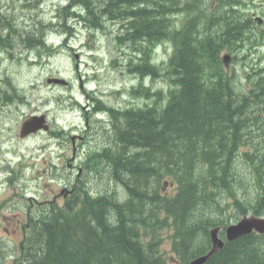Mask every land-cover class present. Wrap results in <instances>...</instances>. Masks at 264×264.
Returning a JSON list of instances; mask_svg holds the SVG:
<instances>
[{"label": "trees", "instance_id": "obj_1", "mask_svg": "<svg viewBox=\"0 0 264 264\" xmlns=\"http://www.w3.org/2000/svg\"><path fill=\"white\" fill-rule=\"evenodd\" d=\"M26 1L32 8L41 0ZM250 1L57 0L58 27L72 31L71 15L90 31L113 23L115 43L132 51L127 71L164 85L141 81L129 94L142 105L109 108L104 141L79 154L54 197L25 200L14 184L21 163L9 168L22 235L7 244L0 237V264H189L209 251L211 228L230 223L222 213L230 205L236 217L264 216V61L248 60L264 47V24L249 13ZM45 27L15 28L0 11V45L15 40L44 53L53 49ZM160 42L172 53L156 64ZM5 82L0 97L12 101L18 88ZM205 264H264V233L226 241Z\"/></svg>", "mask_w": 264, "mask_h": 264}, {"label": "rangeland", "instance_id": "obj_2", "mask_svg": "<svg viewBox=\"0 0 264 264\" xmlns=\"http://www.w3.org/2000/svg\"><path fill=\"white\" fill-rule=\"evenodd\" d=\"M26 2L0 0V11L13 17L15 28L29 30L35 25H46V34L61 35L60 38H54L57 44L69 38L72 48L58 47L51 56L45 53L43 56H36L37 50L28 49L22 42L16 43L14 48L0 47V88H9V84L5 82L9 79L19 91L18 97L10 102L0 97V202L7 201L0 212V237L6 239V244L19 240L22 235L19 230V211H13L11 206L19 202L18 196H13L17 190L14 184L22 186L21 193L24 194L25 200H46L59 194V183H63L61 178L72 175L77 167L73 161V145L70 140L65 139L66 132L71 131L70 135L76 136L86 133L84 115L89 107L92 108V97L101 95L107 106H124L132 101L127 95L128 88L140 81V78L133 74L125 71L124 74L121 73L132 51L126 45L119 46L115 43L111 33L113 23L106 21L105 29L90 31L78 17L71 15L67 17V25L73 29V32H70L56 24L59 21L57 0H41L32 8L25 6ZM250 2L249 13L264 17V2ZM53 18H56V21H53L54 25L50 28L48 24ZM71 33L73 35H70ZM160 43L156 47L154 59L151 57L153 62H162L168 58V47ZM248 54L251 58L248 60L254 63L260 62V58L264 61V47ZM240 70L242 74L247 72L242 65ZM52 76L62 78L59 79L62 80L59 82L61 84L49 83L47 79ZM151 79L143 81L156 89L164 85L159 78H155L154 82ZM241 85L245 87L246 82L241 81ZM85 96L87 98H84ZM133 105L142 103L135 100ZM42 113L48 115L53 129L63 130L62 137L47 132L22 139L19 135L22 122L32 114ZM96 119H92V127L94 130H100L102 121L96 122ZM99 134L100 132L91 134L88 131L92 138L91 144L100 139ZM85 146L77 139L76 151L84 154ZM19 163L21 181L15 180L12 184L7 181L6 172ZM165 188L168 191L173 189L168 185ZM7 206L9 208H6ZM224 206L221 205V208ZM18 207H21L19 203ZM222 213L232 216L231 223L242 219L241 215L236 217L237 214L235 215L231 205ZM162 250L172 260L171 241L165 240Z\"/></svg>", "mask_w": 264, "mask_h": 264}, {"label": "water", "instance_id": "obj_3", "mask_svg": "<svg viewBox=\"0 0 264 264\" xmlns=\"http://www.w3.org/2000/svg\"><path fill=\"white\" fill-rule=\"evenodd\" d=\"M34 120H28L24 122L22 127L23 135L36 131L42 124V118H33ZM36 120V121H35ZM47 128V126H44ZM253 229L258 231H264V220L247 218L239 221L236 224L229 225L226 228V237L228 240H234L242 235L251 233ZM219 228H214L211 231L212 248L211 250L202 256L194 259L190 264H204L211 255L219 251L225 244L224 240L218 236Z\"/></svg>", "mask_w": 264, "mask_h": 264}, {"label": "bare ground", "instance_id": "obj_4", "mask_svg": "<svg viewBox=\"0 0 264 264\" xmlns=\"http://www.w3.org/2000/svg\"><path fill=\"white\" fill-rule=\"evenodd\" d=\"M128 201V200H127Z\"/></svg>", "mask_w": 264, "mask_h": 264}]
</instances>
